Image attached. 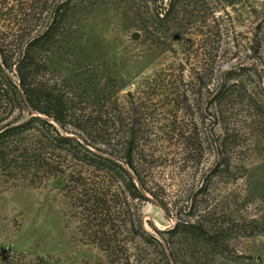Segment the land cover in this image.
<instances>
[{"label":"rangeland","instance_id":"374dc122","mask_svg":"<svg viewBox=\"0 0 264 264\" xmlns=\"http://www.w3.org/2000/svg\"><path fill=\"white\" fill-rule=\"evenodd\" d=\"M57 1L12 0L14 9L0 11V40L38 34ZM163 9L170 23L159 25ZM73 22L74 56L38 81L68 93L71 117L98 140L88 149L114 158L127 128H140L134 167L143 200L105 182L121 195L127 231L139 216L151 237L144 243L120 229L130 263L264 264V0H87ZM30 117L23 111L18 124ZM58 129L79 139L71 125ZM22 131L13 145L63 173L32 162L0 167V264H103L70 207L76 194L63 190L70 172L90 169L52 149L40 126ZM182 227L216 232L222 252Z\"/></svg>","mask_w":264,"mask_h":264},{"label":"trees","instance_id":"16d2710c","mask_svg":"<svg viewBox=\"0 0 264 264\" xmlns=\"http://www.w3.org/2000/svg\"><path fill=\"white\" fill-rule=\"evenodd\" d=\"M27 1L30 0H25ZM86 2L87 0H58L38 34L25 40L22 39V35L15 36L9 41L0 40V167L4 174L5 170L20 163L25 162L30 165L32 162V167H46L45 171L47 170L52 176L62 175V170L45 163V158L29 155L25 146L19 148L13 145L14 140H18L17 137L23 134V128L40 126L43 131H46V133L43 132V138L52 149L66 153L85 171L90 169L91 176L84 175L81 170L78 173L70 172L67 175V183L63 187V190H71L72 194H76L75 202L70 203V207L78 209L80 231L87 236V239L96 243L105 254L106 260L103 264H131L125 246L118 240L120 229L127 231L122 205L118 204V197L121 195L119 196L111 187L106 186L105 182L106 178L110 182L111 180L119 182L132 200L139 202L143 200L141 190L144 189V183L139 179L134 167V151L141 136L140 128L138 130L134 127L127 128L126 133H129V137L125 141L123 151L111 154L114 158L105 156L104 151L99 148L88 149L87 147H96L98 140L87 134L90 128L87 123L80 124L76 122L78 119L71 117L68 93L61 92L55 87H42L38 81V75L41 72L52 69L56 63L66 62L67 58L74 56L79 36L73 21ZM23 5L25 6L23 9L28 8L27 3ZM14 7L12 0H0V11L7 12ZM163 11L165 13L161 16L156 13L159 25L170 23L169 9H163ZM17 31L20 29L17 28L15 32ZM10 46L14 49H10ZM10 73L15 74L16 81L12 80ZM96 85L93 92L99 91L98 84ZM25 110L31 117L26 122L18 124V117ZM34 113L39 115L32 116ZM133 123L135 127L140 126L139 119ZM68 125L79 132V139L60 134L58 128L65 130ZM93 126L95 130H98L97 123ZM88 137H91V142ZM120 153H122L121 156ZM129 170L137 182L133 180ZM102 174L104 180L101 178ZM98 177L101 181L95 180ZM115 200L117 204L114 203ZM115 223L121 224L117 227ZM182 230L205 246H209L213 252L217 254L222 252L221 239L216 232L211 233L195 227L190 229L182 227ZM127 232L132 239H139L144 243H148L151 239L143 229L139 216L136 224H132L130 232ZM5 254L8 257L7 260L14 253L8 249ZM163 256L165 257L164 254ZM165 260L166 264H170L166 258Z\"/></svg>","mask_w":264,"mask_h":264}]
</instances>
